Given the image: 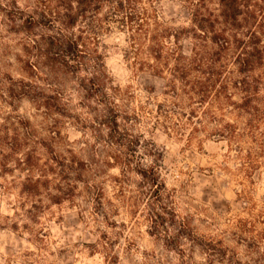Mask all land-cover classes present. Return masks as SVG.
Masks as SVG:
<instances>
[{
    "label": "rangeland",
    "instance_id": "1",
    "mask_svg": "<svg viewBox=\"0 0 264 264\" xmlns=\"http://www.w3.org/2000/svg\"><path fill=\"white\" fill-rule=\"evenodd\" d=\"M26 5L0 0V134L18 132L45 159L39 142L58 122L54 148L74 155L85 174L79 180L68 172L71 199L55 203L44 192L30 222L12 183L24 173L9 161L12 172L0 171V264H264V116L253 132L245 118L237 121L241 137L231 141L191 133L188 108L164 93L165 79L132 64L126 34L114 27L101 35L110 76L102 94L86 100L78 93L87 70L66 84L43 68L26 74L22 47L35 34L16 31L7 19L8 11ZM155 6L169 25L188 26L184 0H155ZM182 45L187 52L190 40ZM23 82L58 93L65 114L44 113L20 90ZM110 105L116 141L104 120ZM226 121L236 122L230 115ZM114 155L120 162L108 164Z\"/></svg>",
    "mask_w": 264,
    "mask_h": 264
},
{
    "label": "trees",
    "instance_id": "2",
    "mask_svg": "<svg viewBox=\"0 0 264 264\" xmlns=\"http://www.w3.org/2000/svg\"><path fill=\"white\" fill-rule=\"evenodd\" d=\"M25 1V7L8 11L7 19L16 31L35 34L22 47L21 69L26 74L43 68L51 80L66 84L71 75L87 70L89 74L78 79V93L86 100L102 94L110 76L101 35L114 27L126 34V54L132 64L165 79L164 93L182 110L188 108L185 116L192 124L191 133L201 130L231 141L241 137L237 121L245 118L253 132L264 116V0H184L190 15L186 27L169 25L159 15L155 0ZM184 39L190 40L187 52ZM19 88L44 113L65 114L58 93L25 82ZM114 107H108L104 120L110 138L116 141ZM228 115L236 122L226 121ZM57 126L55 122L50 137L39 142L45 159L39 156L37 146L26 148L27 139L18 132L0 134V171L11 173L12 160L13 168L24 173L12 183L18 187L22 216L30 222L37 220L44 192L55 203L74 197L70 170L79 180L84 178L83 163L54 148L60 136ZM120 158L114 155L108 164L120 162ZM152 171L151 182L157 184ZM140 175L146 176L143 171ZM11 225L19 226L16 221ZM22 227L29 229V224Z\"/></svg>",
    "mask_w": 264,
    "mask_h": 264
}]
</instances>
